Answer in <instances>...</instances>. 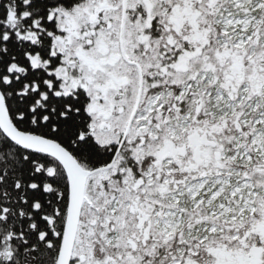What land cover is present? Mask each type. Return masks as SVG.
I'll return each instance as SVG.
<instances>
[{
    "label": "snow or ice",
    "instance_id": "1",
    "mask_svg": "<svg viewBox=\"0 0 264 264\" xmlns=\"http://www.w3.org/2000/svg\"><path fill=\"white\" fill-rule=\"evenodd\" d=\"M0 264H264V0H0Z\"/></svg>",
    "mask_w": 264,
    "mask_h": 264
}]
</instances>
